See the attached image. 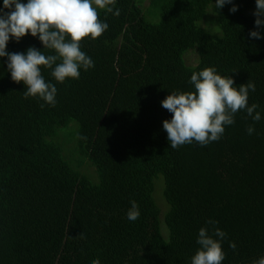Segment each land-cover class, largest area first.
Listing matches in <instances>:
<instances>
[{
	"label": "trees",
	"instance_id": "obj_1",
	"mask_svg": "<svg viewBox=\"0 0 264 264\" xmlns=\"http://www.w3.org/2000/svg\"><path fill=\"white\" fill-rule=\"evenodd\" d=\"M213 3L115 0L118 16L98 9L107 30L80 42L94 66L63 83L41 69L57 88L55 106L24 98L0 59V264H190L208 219L226 233L222 264L264 254V39L248 38L254 0H234L235 13L225 5L214 11L215 27L200 26ZM29 46L42 48L26 34L6 50ZM190 51L196 66L186 64ZM212 66L236 86L255 83L248 104L262 118L253 124L238 110L218 141L173 149L160 101L194 91L191 73ZM71 123L75 142L66 150L59 130ZM160 178L165 228L154 199ZM130 200L139 206L135 221L125 215Z\"/></svg>",
	"mask_w": 264,
	"mask_h": 264
},
{
	"label": "clouds",
	"instance_id": "obj_2",
	"mask_svg": "<svg viewBox=\"0 0 264 264\" xmlns=\"http://www.w3.org/2000/svg\"><path fill=\"white\" fill-rule=\"evenodd\" d=\"M115 0H0V59L13 82L22 83L24 98H37L45 104L55 106L57 88L45 79L41 69L49 70V76L63 83L66 78L79 79L80 71L94 66L90 56L81 50L82 38L95 40L108 24L98 19V9L113 16L120 14L113 8ZM214 9L229 7L230 13L238 10L234 0H215ZM255 17L249 39H264V0H254ZM36 38L41 49L29 46L23 52L6 50L10 38L19 42L25 35ZM188 83L194 91H171L161 106L170 114L162 121L169 147L197 143L203 147L218 141L226 126L232 125L238 110L243 111L253 124L261 120V110L256 103L248 104L249 92L255 91L250 79L238 86L231 76L220 75L214 66L193 71ZM248 135L255 131L252 124L245 129ZM126 218L135 221L140 215L135 200L129 201ZM217 221L208 219L198 229L196 249L190 264H222L225 253L222 241L226 233L216 227ZM210 226V227H209ZM82 235V234H81ZM229 247L235 249L234 243ZM89 264H100L99 258ZM248 264H264V254L251 259Z\"/></svg>",
	"mask_w": 264,
	"mask_h": 264
},
{
	"label": "rangeland",
	"instance_id": "obj_3",
	"mask_svg": "<svg viewBox=\"0 0 264 264\" xmlns=\"http://www.w3.org/2000/svg\"><path fill=\"white\" fill-rule=\"evenodd\" d=\"M148 4H149V2L146 1L145 6H147ZM213 4L210 5V7L208 9L207 16L204 19V21L202 23H200V26H203V27L207 26L209 28H213L217 25V16L215 14L216 9H214ZM144 13H145V15L147 14V12H144ZM190 52H188L189 54L187 53L188 55L186 54L184 57V59L186 60V64L190 67L196 66L197 65V56L195 53H193V52L190 53ZM76 130H77V125L75 123H71L67 128L59 130L60 142L65 145L66 150H68L69 148H71L73 146V144L75 142ZM83 171H82V173L85 174L92 181V183H94V184L98 183L97 175H95V177H93L92 175L87 173L85 170H83ZM91 172H93V171H91ZM163 191H164V185H163L162 179L160 178V179L155 181L154 199H155V202H156L157 206L159 207V209L161 208L162 211L165 212V213H162V216H161L162 217L161 218L162 226L165 228L164 223H163V219H164L165 214L168 212L169 206H168V204L164 198Z\"/></svg>",
	"mask_w": 264,
	"mask_h": 264
}]
</instances>
